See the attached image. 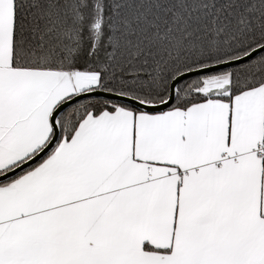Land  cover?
Listing matches in <instances>:
<instances>
[{
    "label": "snow or ice",
    "instance_id": "6c2138e0",
    "mask_svg": "<svg viewBox=\"0 0 264 264\" xmlns=\"http://www.w3.org/2000/svg\"><path fill=\"white\" fill-rule=\"evenodd\" d=\"M0 264H264V0H0Z\"/></svg>",
    "mask_w": 264,
    "mask_h": 264
}]
</instances>
